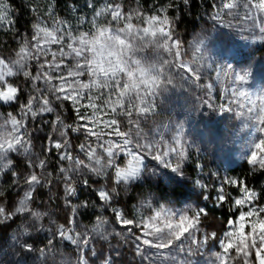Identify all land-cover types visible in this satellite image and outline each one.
<instances>
[{
    "label": "snow or ice",
    "instance_id": "1",
    "mask_svg": "<svg viewBox=\"0 0 264 264\" xmlns=\"http://www.w3.org/2000/svg\"><path fill=\"white\" fill-rule=\"evenodd\" d=\"M188 2L189 0H184L185 5H187ZM241 8H243L244 14L239 12ZM10 11V8H8L6 4L0 7V21H3ZM111 14L113 20L120 18V9L112 8ZM225 14L236 16L244 21H251L250 24H245L243 29L252 34L251 38L241 37L242 39L248 40L249 42L264 41V0H220L218 11L212 19L213 21H219L224 28H231L232 24H223V16ZM95 15L99 16L101 12H96ZM156 19L158 18L153 17L152 20L149 21V24L151 25ZM161 24H168L167 17L161 21ZM130 27H132L131 24L128 25V28ZM33 28L36 34L33 35L32 39L37 41V43L33 45L36 53L35 55L29 51L28 42L25 41L16 53L17 58L11 61V66L9 63H6L3 58H0V101L8 103L16 99V87L7 85L6 89H4L6 76H13L21 72L25 77L31 76L33 89H35L37 93L43 91L45 95L42 97L30 96L27 104L21 105V110L23 116H28L30 114L31 117L35 118L38 114L54 111L52 107L48 106V92H52L57 100L67 101L72 99L74 105L78 103V101L75 96L64 91V77H59L62 81L61 84H51L53 78L49 75V72L44 71L46 66L44 63L40 64V71L34 76H32L29 71L25 70L27 60L39 59L41 52L47 54L49 51L48 49L42 48L38 41L41 32H44L45 38L51 42L59 43L63 40V35L57 40L53 32H46L37 24H34ZM157 33L160 34L159 38L152 39L157 36ZM120 35L119 29L113 32V37H118ZM136 35L138 38H143V44L152 45L155 50L159 49L162 50L163 53H167V58L163 55H158L154 60L155 62L147 66H141L138 62L136 65L139 70L137 77L138 86L127 82L121 85V78L118 76H109L107 79L100 78L99 84L94 80L90 81V83L96 87L102 85L104 87L119 89L120 99H117L115 102L109 99L105 102V106L111 107L112 112L116 113V107L112 105L113 103L119 105L121 107V113H118V115L124 114L131 117V106L135 105L138 110V118L136 120H128V124L131 127L127 132L120 131L119 122L114 118L106 121L108 127L116 126L111 133H95L88 128L87 124H81L77 128L71 129L72 131H80L83 129L86 139L91 136H96L98 146L103 149L102 156H96L95 148L90 144H81L79 146L80 150L84 152L85 156L88 158V162L86 163L84 160L78 159L75 162V167L79 169L82 166L88 172L97 176H104L107 174L108 170H112L113 186L111 189L101 188L98 191L99 199L104 201L105 204L110 203L114 196L119 195V186L128 190L130 186L137 184L146 177L153 179L158 178L161 169L169 170L174 174L173 176L166 177L168 180L171 181L174 179L177 183L182 181L187 182V177H185L182 168L184 161L188 158V149L191 148L192 145L188 144L183 139V125L176 126L175 134L171 136L170 140L164 139L163 136H161L159 140L148 138L142 135V129L140 128V117L145 113L154 112L157 107L156 97L163 95L170 88L181 87L182 83L191 81L192 86L204 90L205 98L203 99V104L207 108L218 112L234 113L236 118L244 122L245 126H249L247 122L255 121L259 125L255 130L257 132H264V93L253 94L245 88V85L248 84L249 78L252 75L251 66L248 68H235L231 63L223 66H214L204 54L206 42L211 36L210 32H202L197 35L193 43L189 45L192 50L191 59L182 58L184 46L181 39L179 37L173 39L171 32H166L163 27H158L151 32L149 28H144L136 32ZM69 36H71L70 31ZM81 39L82 33L78 38V45L76 47H73L72 43H69L67 47L71 51L64 52L63 49H61L59 53L62 57L71 55L76 60L75 69L77 70L69 71L68 75L70 76H81L84 75L85 72L89 73L91 70L89 60L92 59V57L84 55L81 48ZM73 42H77L76 38H73ZM56 55V53H52L53 63L48 65L49 71H59L60 69V64L55 63ZM184 55H188L186 50H184ZM81 57H83L82 60L80 59ZM209 72L215 74L214 80L212 82L202 83V77L207 76ZM39 80H44L46 85L45 89L36 87V81ZM75 83L79 84L80 82L77 80ZM217 86H222V92L225 96V102L219 105L213 102L215 100L213 93ZM80 87L88 88L89 84L85 83L80 85ZM130 90L134 95L129 94ZM61 92H64V94L56 95V93ZM126 95L130 107L125 111L123 109V104ZM34 100L38 102V106L35 110L33 109ZM77 113L79 114V109H77ZM8 115L9 120H5L3 124H0V127L10 123L12 125V133L19 134L15 135L14 139H0V171H3L12 164V161L8 159V153L10 151L27 155L30 149L29 141L24 139V136L27 134L26 131H20V128L25 126L11 113ZM80 119H95V117L89 118L87 114H84L80 116ZM58 122L62 125L59 135L63 140H52L49 137V151L52 149L60 150L62 147L68 146V128L71 126H63L60 117L57 116L56 121L53 122V131L56 130L55 125ZM133 133L136 137L135 143H133ZM103 135H116L122 137V139L119 141L104 140L102 138ZM256 139L259 140L258 143L255 142ZM251 147L264 151V138L254 137ZM133 149H136V151H133ZM121 154L130 157L124 167H121L118 163ZM59 159H72L71 153L68 152L67 147L59 154ZM149 161L154 162L158 167L149 168ZM248 163L253 165L258 164L260 168H264V157L258 159L256 151H252ZM31 166V161H29V167ZM37 167L43 168L44 162L40 161ZM71 170L72 169L66 170L63 167L60 168V172L64 173V179L69 181V183L65 184L67 195L75 194V189L71 185L72 177L67 174L68 171ZM13 175H15V173H13ZM24 182L29 187L25 191L24 197L20 200L19 206L16 208L15 212L5 215L3 207H0V224H3L6 220H11L12 217L17 214L22 215L26 212L30 213L31 219L29 223L23 225L19 234L13 238L16 245L22 253L35 252L39 253L41 257H49L54 260V250L51 247V240H49L45 248H34L32 243L20 239V236H27L32 230L37 232L42 230L40 214L32 213L31 209L28 207V201L32 199L35 186L39 185L41 180L37 174L33 172ZM226 182L232 184L239 183L241 185L244 183L243 181L237 182L236 180ZM194 183L197 187H206L198 180ZM83 184L85 186L88 185L87 179L83 181ZM243 190L245 198L255 195L246 187ZM220 191L223 192V187H221ZM2 194L3 193L0 192V195ZM152 199L153 198L149 196V198L142 201L141 204L142 207L152 209V214L147 217L141 216L139 219H128L123 216L121 211L114 209L116 223L126 229L125 232H117L116 235L120 236L121 240L125 243H127L129 239L135 242L136 254L141 257L144 264H197L196 258L200 255L201 250L209 240L214 239L216 236L214 232L201 233V229L199 228L200 218L208 214L207 210L205 208L195 210L188 207L177 211L176 207L172 206L171 203H157L153 206ZM224 199L225 197L223 195L217 197V201H224ZM243 203V199L235 201L237 205ZM83 206L86 207L87 204L85 203ZM260 211H264V209H260ZM253 212H255V208L250 209L246 215H252ZM189 213H192V215H189ZM239 219L243 221L245 219V214H241ZM105 224L106 221L100 218L94 229V232L102 239H108L111 235L110 232L102 230ZM133 227L140 229L139 234L133 231ZM243 230L244 225L241 223L239 225L241 236L243 235ZM253 231H255V226H253ZM260 231L264 233V222L260 224ZM70 232L71 229H65L61 226L58 228L56 235L71 242L73 245H77V249L81 253L79 264H87L83 252L85 246L89 245V236L86 234L82 236L80 233L70 234ZM233 234V231L225 233L227 243H221L223 253L217 254L212 264H217V262H219V264H226L224 253H227L228 250L233 247V242L231 240ZM259 239L261 245L256 249V259L258 264H264V255H262V252H264V235H261ZM252 246L255 248V241L252 242ZM237 250L239 251L240 249ZM245 256H247V253H245ZM106 264H108L107 261ZM245 264H247V260H245Z\"/></svg>",
    "mask_w": 264,
    "mask_h": 264
},
{
    "label": "trees",
    "instance_id": "2",
    "mask_svg": "<svg viewBox=\"0 0 264 264\" xmlns=\"http://www.w3.org/2000/svg\"><path fill=\"white\" fill-rule=\"evenodd\" d=\"M5 4L11 11L3 21H0V58L8 62L17 58L16 53L25 41H34L32 39L33 35L36 34L33 28L34 24L39 25L46 32L55 33L59 38L63 35L62 43L53 42L54 44L51 45L52 49L60 51L62 48H67L69 41L83 31L84 28L81 26V21L85 20L88 22L101 6L103 11L98 19L99 25L122 31L131 24V28L141 30L149 28L150 32L158 27L166 26L168 32H171L175 38L179 37L181 39L184 50L187 51V56L189 57L192 51L189 45L193 43L199 34L200 28L207 24L206 16L215 7L213 0H189L187 5L184 4V0H0V7ZM112 8L120 9V18L112 19ZM153 17L158 19L150 25L149 21ZM165 17L168 20L167 25L161 24ZM69 31L71 36H69ZM43 33L41 32L40 34ZM132 35L133 42L136 43L138 41V45L142 46V50L152 52L154 49L152 45L143 44V38H138L134 33ZM159 36L160 34L157 33V36L152 39H158ZM235 49L242 54L263 53L264 41L259 43L247 42L244 45L237 42ZM184 50H182L183 56H185ZM27 71L34 76L33 65ZM108 77L102 76L103 79ZM100 78L101 76L97 79L99 82ZM7 81L17 88V93L14 101L8 103L0 101V124H3L5 120H9V113L15 116L25 126L20 128V130L21 132L26 131L27 134L24 139L29 141L30 149L27 155L10 151L8 159L12 161V164L0 171V192L3 193L0 195V207H3L4 214L8 215L15 212L29 187L24 181L35 172L41 183L35 186L32 199L28 201V207L32 213H39L40 217L47 212V216L41 220L43 224L46 223L49 216L65 228L69 226L72 215L78 220L85 222L97 219L98 212L93 206L92 200H90L93 197L92 190L94 191V187L97 186L111 189L114 184L112 179L113 172L108 171L104 176H97L84 169L88 185L80 186L71 182L72 187L75 189V194L67 195L65 184L69 183V181H55L50 178V172L59 174V165L55 160L56 154L54 151L56 149L48 150L50 147L48 138L63 140L59 135L62 127L61 123H56V130L53 131V122L59 116L63 126H71L68 128L67 138L68 147L73 153L79 156L84 155V152L79 147L81 144H90L95 148L96 152H102L103 149L98 146L96 137L91 136L86 139L83 129L80 131H72L71 129L85 123V120L80 119L81 115L96 112H101V115L104 113L110 119H117L120 125L123 114L118 115V113H121V107L113 103L112 106L116 107V113H113L111 107L105 106L107 100L110 99L112 102L117 100L116 94H118L119 89L102 85L100 87L93 86V89L89 91L92 97L90 99L91 104L82 106L79 101L74 105L72 99L67 101L57 100L54 95H51L48 101L50 103L49 106L54 111L38 114L33 118L30 114L23 116L21 110V105H26L30 96L41 97V94L37 93L32 87L31 76L25 77L21 72L9 76ZM36 87L38 88V83H36ZM172 89L175 90L176 88H170L169 90ZM106 95H108V99ZM127 108L128 106L124 99L123 109L126 110ZM77 109H79V114ZM9 128H12L10 123L0 127V132ZM29 161H31V167H29ZM40 161L44 162L43 168L37 167ZM210 162L209 164L212 165L216 161L211 160ZM194 167V165L190 164L185 170L190 175H195ZM227 170L230 175L241 179L248 187L257 191L256 202L263 203L264 168L251 169L246 161H242L231 165ZM143 183V180H141L137 184L132 185L130 192H127L126 195L123 192V188L119 186V195L113 197L115 204L120 205L132 219L134 218V200L137 198L138 191L144 187ZM192 183L182 181L173 186L165 183L161 186V190L174 196L189 197L195 201L196 207L205 208L208 214L200 218L199 228L201 233L214 232L216 236L213 240L217 241L229 222L234 220L238 213L237 209H234L231 204L232 193L230 189L232 187L223 184V192L221 193L225 199L224 201H217L216 193L218 190L214 185L198 189L197 187L192 188L190 186ZM232 192L235 193L237 191L232 189ZM85 196L87 197V206L80 211L75 204L79 197ZM30 219V213L26 212L22 215L17 214L11 220H6L3 224H0V264H37L36 261L32 260L34 258L30 259L29 256L20 251L13 239L19 234L22 226L29 223ZM104 229V231L111 233L108 239H102L99 236L95 242H89L87 248L84 249L83 256L87 264H106V261L108 264H143L141 257L136 254L134 241L129 239L125 243L120 236L116 235L117 232H125L124 230H121V228H118V230L108 224L104 226ZM30 235H36V231L32 230L27 236ZM59 240L62 241V245L58 259L53 264H72V258L74 257L76 258L74 260L78 262L81 253L78 251L77 246L60 237ZM55 242L58 243L57 239L53 241V243ZM44 245V242H41L39 248H43ZM67 251L71 255H68ZM90 251H94V254L92 255ZM34 257L38 259V264H41L42 261L40 262L39 260L42 257L39 253H34ZM70 257L71 259H69ZM42 264L46 263L43 262Z\"/></svg>",
    "mask_w": 264,
    "mask_h": 264
},
{
    "label": "rangeland",
    "instance_id": "3",
    "mask_svg": "<svg viewBox=\"0 0 264 264\" xmlns=\"http://www.w3.org/2000/svg\"><path fill=\"white\" fill-rule=\"evenodd\" d=\"M213 1L215 2V7L212 12L207 14V24L201 27L199 31V34L202 32L211 33L209 40L206 42L204 54L214 66H223L228 63H231L235 68H248L251 66L252 75L249 78L248 84L245 85V88L253 94L264 93V52L242 54L238 53V51L235 49V44L237 42H240L243 45L249 42L248 40L242 39L241 37L251 38L252 34L246 30H243L245 24H250L251 21H244L243 19L236 16L225 14L223 16V24H232V27L224 28L219 21H213L212 19V17L216 15L218 11V5L220 3V0ZM102 8L103 7L101 6L96 12L102 13ZM239 12L244 14L243 8L239 9ZM100 16L101 15L96 16L94 14V16H92L88 22L85 20L81 21V26L84 28L81 32V48L84 55L92 57V59L89 60V66L91 69L89 73L85 72L84 75L81 76L68 75L69 71L77 70L75 69L76 60L71 55L66 57L60 56V51H56L55 49L51 48V45L54 43L45 38L44 33L39 35L38 41L42 48L48 49L49 51L47 54L41 52L39 59L27 60L25 70H28V68L33 65V72L34 75H36L37 72L40 71V64L44 63L46 65L44 71L49 72V75L53 78L51 80V84H61L62 81L59 79V77H64V91L75 96L76 100L79 101L82 106L91 104L90 99H92V97L90 96L89 91L93 89L94 85L90 83V81L94 80L99 84L100 82L97 80L98 77L101 76L102 78V76L107 77L116 74L121 78V85L127 82L136 84L138 86L137 77L139 70L136 67L138 62L141 66H147L150 63H154V60L158 55H163L165 58H167V53H163L162 50L153 49L152 52H145L142 50V46L138 45V41L136 43L133 42L132 34L134 33L136 35V32L140 31L141 29L130 27L132 29L131 31V29L127 27L122 31L119 30L121 33L120 36L113 37V32L118 29L99 25L98 19ZM163 28L166 32H168L166 26H163ZM81 33L77 37H73L76 38V43L73 42V38L69 41V43H72L73 47L78 45V38ZM54 35L56 36L57 40L60 39L55 33ZM173 39H175L174 36ZM259 42L260 41H255L252 43ZM36 43L37 41L28 42L29 51H31L33 55L36 54L35 49L33 48V45ZM59 43H62V41ZM62 49L64 52L71 51L68 47ZM52 53L57 54L55 63L60 64L59 71H49L48 65L53 63ZM182 58L191 59V55L189 57L182 55ZM80 59L82 60L83 57ZM5 62L9 63L11 66V62ZM214 76L215 74L213 72H209L207 76L202 77L201 82H212L214 80ZM8 77L9 76L5 77L6 84L4 85V89H6L7 85L14 87L8 83ZM77 80L80 82L79 84L75 83ZM36 83H38V88L45 89L46 85L44 80L36 81ZM85 83H88L89 87L81 88L80 85ZM40 94L41 97L45 95L43 91H41ZM63 94L64 92L56 93V95ZM129 94L134 95L131 90ZM51 95L54 94L52 92H48L47 99ZM213 95L215 97L213 102L216 105L225 102L222 86H217ZM106 97L108 99V95H106ZM116 98L120 99L119 92L116 94ZM204 98V90L192 86L191 81L182 83L181 87H177L175 90H168L163 95L157 96V107L155 111L145 113L140 117V128L142 129V135L154 140H159L161 136H163V138L166 140H170L171 136L175 134L176 126L183 125V139L188 144L192 145V147L188 149V158L184 161L182 168L185 177H187V182H193L190 186H192V188L197 187L194 183L197 180L205 186L214 185L218 190L216 193L217 197L222 195L220 189L223 187V184L226 186L229 185V187H232V189H236L237 191L233 193L232 189H230L232 193V207L237 209L238 212L236 218L229 222L227 228L223 231L217 241H214L213 239L208 241L205 247L201 250L200 255L196 258L197 264H212V261L215 260L216 255L223 253L221 243H227L225 233L229 231L234 232L233 236L231 237L233 247L230 248L227 253H224L226 264H245V260H247V264H258L256 259V249L261 245L259 237L264 235V233L260 231V224L264 222V211H260V209H264V201L261 204L257 203V191L251 189L245 183L241 185L239 183H227L226 181H242L241 179L230 175L227 169L231 165H235L242 161H246L248 163V159L250 158V153L252 151H256L258 159L260 157H264V151L253 149L251 147L254 137L264 138V132H257L255 130L256 127H259L255 121L247 122L249 126H245L244 122H242L241 119L236 118L234 113L218 112L216 110L207 108L203 104ZM124 99L126 100L128 106L126 110H128L130 106L127 102V95L124 97ZM37 106L38 102L36 100L33 101V108L36 109ZM137 111V107L133 105L131 106V117H128L124 114L122 115L119 125L121 132L129 131L131 126L128 124V120H136L138 118ZM87 116L89 118L93 116L95 117V119L85 120L84 123L87 124L88 128L95 133H111L116 127H108L106 125V121L111 119L104 113L101 115V112H96L88 114ZM18 134L19 133H12V128L4 129L3 132H0V139H14V136ZM102 138L104 140L112 141H119L122 139V137L116 135H103ZM135 140L136 137L133 133V143H135ZM255 142L258 143L259 140L256 139ZM65 147H67L68 152L71 153V160L59 159V154L65 150ZM65 147L54 151L56 154L55 160L59 165V174L50 172L51 180H65L64 173L60 172V168L63 167L66 170L72 169L67 173L72 177L71 182H74L80 186H85L83 184V181L86 179L84 175V168L81 166L79 169H77L75 167V162L79 159L84 160L87 163L88 158L85 156V154L82 156L76 155L69 149L68 146ZM133 151H136V149H133ZM95 154L96 156H102L103 150L102 152L97 151ZM129 159L130 157L121 154V158L118 163L121 167H124L126 166ZM211 160H215L216 162L210 165L209 163H211ZM190 164L195 166V175H190L188 171L185 170ZM248 164L251 169L259 168L258 164ZM148 167L156 168L158 166L154 162L149 161ZM173 175L174 174H172L169 170L161 169L160 176L158 178L153 179L146 177L143 179L144 187L138 191L137 198L134 200L135 204L133 219H139L141 216L147 217L152 214V209L141 206L142 201L148 199L149 196L153 198V206H155L157 203H171L172 206L176 207L177 211L188 207L195 210L201 208L196 207L195 201L191 200L189 197H182L180 195L174 196L169 192H163L161 190V186L165 183H169V186L177 184L174 179L170 181L166 178ZM245 187L255 195L253 197L245 198V193L243 190ZM101 188H103V186L94 187V191L92 190L93 197L90 199L92 200L93 206L98 212L97 219H93L90 222H85L78 220V218L72 215L69 226L65 228L62 224L56 223L50 216L48 217L46 223L43 224L41 220L47 216V212H45L42 214L40 219L42 230L39 232L36 231V235L20 237L21 240L32 243L34 248H39L41 242H44L45 245L43 248H45L46 245H48L49 240H51V247L54 250V260L49 257H42L39 260L40 262L42 261L41 264L43 262L46 264H53V262L58 259L57 257L60 253L62 241L59 240V236L56 235V232L61 226H63L65 229H71L70 234L80 233L82 236L85 234L88 235L90 238L89 242H95L99 237L94 232V229L96 228L98 219L100 218H103L106 221V224L116 227L117 229L121 228V230L126 231L125 228L116 223L114 209L121 211L125 218H132H130L128 214L125 213L124 209L120 205L115 204L114 199H112V201L108 204H105L104 201L100 200L98 197V191ZM122 188L125 195L127 192H130V188L128 190H125L124 187ZM197 188L199 189L200 187ZM86 199V196L79 197L77 203L75 204L78 210L80 209L81 211V209L84 208L83 205L86 203ZM238 199H243L244 203L241 205L235 204V201ZM252 208H255V212H253L252 215H246ZM241 214H245V219L243 221H240L239 219ZM189 215H192V213H189ZM241 223L244 225L242 236L239 232V225ZM253 226H255V231H253ZM134 228L133 231L139 234L140 229L136 228V230H134ZM55 239H57L58 243H53ZM253 241H255V248L252 246ZM85 248H87V246H85ZM237 249L240 250L238 251ZM34 253H26V255L29 256L30 259L34 258L32 260L36 261L38 264V259L34 257ZM90 253L93 255L94 251H90ZM245 253H247V256H245ZM67 254L71 255V253L68 251ZM262 255H264V252H262ZM74 258H72V264H79V259L77 262L74 260ZM69 259H71V257ZM217 264H219V262H217Z\"/></svg>",
    "mask_w": 264,
    "mask_h": 264
}]
</instances>
